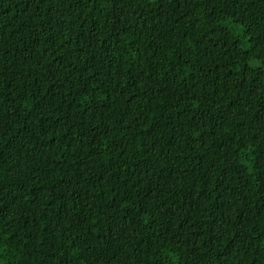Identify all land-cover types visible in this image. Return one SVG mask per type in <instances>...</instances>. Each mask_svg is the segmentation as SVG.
Here are the masks:
<instances>
[{
    "label": "trees",
    "instance_id": "trees-1",
    "mask_svg": "<svg viewBox=\"0 0 264 264\" xmlns=\"http://www.w3.org/2000/svg\"><path fill=\"white\" fill-rule=\"evenodd\" d=\"M0 264H264V0H0Z\"/></svg>",
    "mask_w": 264,
    "mask_h": 264
}]
</instances>
